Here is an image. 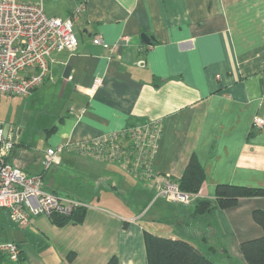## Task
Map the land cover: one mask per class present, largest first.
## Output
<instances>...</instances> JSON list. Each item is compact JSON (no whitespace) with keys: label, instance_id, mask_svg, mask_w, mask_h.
Segmentation results:
<instances>
[{"label":"crops","instance_id":"0c3cea01","mask_svg":"<svg viewBox=\"0 0 264 264\" xmlns=\"http://www.w3.org/2000/svg\"><path fill=\"white\" fill-rule=\"evenodd\" d=\"M77 1L45 0V11L67 18ZM74 32L78 46L50 55L49 74L36 89L62 102L47 148L67 145L46 171L43 188L85 203V217L57 225L41 214L20 226L0 210L1 239L22 249L14 264H106L113 255L119 264H148L145 231L210 250L219 264H248L241 243L264 233L253 216L264 212V196L215 209L208 225L194 221L193 211L196 199L214 198L218 183L264 188V126L253 124L264 119V0H86ZM97 35L103 43L93 41ZM96 78L101 84L88 94ZM153 122L161 131L148 178L122 162L127 159L77 149L118 133L133 162L127 131ZM16 145L10 163L29 174L45 170L47 148L16 157ZM193 154L206 172L194 200L154 199L162 178L177 182ZM103 189L117 195L104 196ZM122 193H134L137 203Z\"/></svg>","mask_w":264,"mask_h":264},{"label":"built area","instance_id":"2783aa9c","mask_svg":"<svg viewBox=\"0 0 264 264\" xmlns=\"http://www.w3.org/2000/svg\"><path fill=\"white\" fill-rule=\"evenodd\" d=\"M44 4L45 0H0V97L3 94H31L49 74L50 55L55 51L73 50L78 46L74 24L86 0H78L74 13L67 18L49 16ZM93 41L100 44L103 38L97 35ZM31 69L36 71L28 73ZM100 84L101 78H96L85 91L92 95ZM253 124L263 127L264 119L255 117ZM160 131V122L147 123L127 131L134 140L133 148L136 152L133 162H129L132 152L119 144L118 133L97 137L85 145L77 144V149L100 159H127V162H122L150 176ZM15 145L13 134L6 135L0 120V209L6 210L12 221L25 226L31 216L44 214L51 218L54 214L70 215L79 207L86 206L77 199L45 190L41 173L29 174L10 163L7 158ZM65 146L59 144L45 150V170L58 161ZM162 179L158 197L181 204H189L196 197V193L181 190L177 182L167 177ZM21 253L19 243L2 240L0 237V264H14L19 261Z\"/></svg>","mask_w":264,"mask_h":264},{"label":"trees","instance_id":"16d2710c","mask_svg":"<svg viewBox=\"0 0 264 264\" xmlns=\"http://www.w3.org/2000/svg\"><path fill=\"white\" fill-rule=\"evenodd\" d=\"M47 170L49 169L40 172L43 176V183ZM205 178V169L197 156L193 154L177 183L181 190L194 194L201 190ZM254 196H264V188L218 183L214 198L196 199L193 219L199 224L208 225L215 209L230 208L236 206L241 198ZM85 213L86 207H79L70 215L54 214L51 220L57 225H64L70 221L80 223L83 221ZM253 216L264 229L263 210H255ZM144 235L148 264H219L211 259L205 251L182 238L166 237L149 231H145ZM241 251L248 264H264V233L259 237L244 240L241 243ZM74 255L72 252L70 258L72 259ZM106 264H119L118 256L113 255Z\"/></svg>","mask_w":264,"mask_h":264},{"label":"rangeland","instance_id":"374dc122","mask_svg":"<svg viewBox=\"0 0 264 264\" xmlns=\"http://www.w3.org/2000/svg\"><path fill=\"white\" fill-rule=\"evenodd\" d=\"M47 91L48 90L44 91L38 88L27 96L3 94L0 98V120L3 123L6 135H8L9 133L13 134L15 144H17L15 154L16 157L21 155H27L28 157H31V155L37 156L39 153H42V151L46 149L54 140L55 130L53 129L58 123L57 120L59 119V115L61 112L62 102H60V100L55 95H52ZM12 160L14 161V158H12ZM31 162V165L34 166V160ZM27 169H32V172L35 170L31 166H28ZM141 173L143 174V176H145L146 172ZM145 178L148 177L145 176ZM59 192L62 195H73L70 192L65 193L62 190H60ZM102 193L104 196L117 195L114 190L108 191L106 189H103ZM157 194L158 190L155 193V198L153 197L154 199H156ZM122 195H124L125 200L128 201L130 199H134L133 204L137 203L135 202L134 193H122ZM121 199L123 198L121 197ZM145 201L147 200L142 199L137 205L141 203L143 206V203ZM153 201L150 202L147 209L150 208V206L153 204ZM91 203L97 204L95 200H91ZM141 204L139 206L140 208ZM104 205L107 204L104 203ZM7 221L8 226L6 227H9L10 222L9 220ZM200 249L202 250V248ZM207 253H209V255H212L210 250L207 251Z\"/></svg>","mask_w":264,"mask_h":264},{"label":"water","instance_id":"95a60500","mask_svg":"<svg viewBox=\"0 0 264 264\" xmlns=\"http://www.w3.org/2000/svg\"><path fill=\"white\" fill-rule=\"evenodd\" d=\"M142 38L148 43H151V41H152L151 38L149 36H147L146 34H143Z\"/></svg>","mask_w":264,"mask_h":264}]
</instances>
